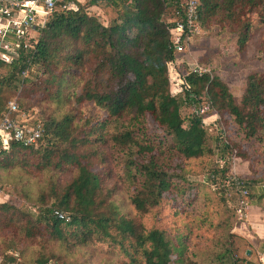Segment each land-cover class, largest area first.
I'll list each match as a JSON object with an SVG mask.
<instances>
[{"label":"trees","instance_id":"1","mask_svg":"<svg viewBox=\"0 0 264 264\" xmlns=\"http://www.w3.org/2000/svg\"><path fill=\"white\" fill-rule=\"evenodd\" d=\"M187 1L85 0L78 12L55 13L37 43L22 49L18 60L0 62L8 70L0 76V119L22 84L41 91V102L55 105L51 113L38 111L44 128L39 145L11 141L0 152V170L37 174L31 179L23 173L13 183L15 197L37 208L36 213L0 199V264H68L62 253L102 254L94 264H256L241 254L246 240L227 219L217 227L224 233L216 248L192 255L181 235L145 225L167 197L178 210L196 197L198 181L173 161L219 154L225 164L207 170L209 181L222 186L233 167L231 149L246 158L241 144L218 126L222 119L225 130L232 119L236 134L264 144L263 72L248 76L240 101L220 77L192 73L185 66L183 96L170 92L169 65H182V58L189 57L177 52L175 23L165 17L177 19V7L185 19ZM197 1L200 29L236 36L241 48L257 33L264 50V0ZM96 7L111 8L116 16L105 25L92 14ZM33 66L39 69L35 78H25L23 72ZM106 72L107 85L102 80ZM17 101L23 109L36 110ZM85 104H92L97 116L84 117ZM206 104L204 114L182 113L187 106L198 111ZM219 115L216 122L205 121ZM149 116L165 135L157 141L147 132ZM214 126L217 131L210 134ZM96 166L102 171H95ZM239 178L248 190V204L264 211V177ZM226 190H220V203L233 217L238 202H229L239 200V193L229 199ZM242 222L239 218L237 226ZM84 264L93 263L87 259Z\"/></svg>","mask_w":264,"mask_h":264},{"label":"rangeland","instance_id":"2","mask_svg":"<svg viewBox=\"0 0 264 264\" xmlns=\"http://www.w3.org/2000/svg\"><path fill=\"white\" fill-rule=\"evenodd\" d=\"M92 14L98 16L105 25H108L109 21L116 16L113 9L106 7H96L92 10ZM169 14H172V12ZM167 16L168 14L165 17L167 22H173L172 18ZM250 40L252 41L246 47L241 48L236 36L225 35L221 37L218 35L217 30L205 31L199 29L198 33L192 38L191 45L187 48L189 59L186 61L185 58H182L184 60L182 65L178 63L179 66L176 67L171 64L169 65L168 73L171 82L170 92L172 95L183 96L184 93H178L185 87H183L179 81L182 74L181 69L184 66L193 68L192 66L196 63L211 72L212 75L220 77L228 85L231 93L240 101L247 85L248 76L254 72L264 73V50H262L260 46L261 36L256 33ZM185 62L186 64L184 65ZM38 70L36 66H33L31 70L27 71L25 78L31 77L30 79L33 80ZM7 72L8 70L5 67H0V76H4ZM108 74L109 73L106 72L102 77L105 85H107L109 78ZM24 86L26 85H21L14 99H20L23 106H27L28 103L33 104V106L36 107V110H34L36 116L38 115V111L43 110L46 113H51L54 110L55 105L51 104V102H41L42 97H44L41 93H38L41 91L35 93L33 90L24 89ZM31 86H33V84H31ZM83 109L86 113L84 117L93 118V116H97L98 114V112L95 113L96 110L92 104H85ZM196 109L195 106H187L183 108L182 113L184 115L191 114L194 111L198 113ZM104 119L105 117L102 114L100 120L102 121ZM217 120H220V115L205 119L208 124L216 122ZM229 122L230 128L228 130H225L226 124L224 123V119L220 121L218 126L225 131V136H230L232 139L236 140V142H239L242 152L247 155L244 159L238 156V150L236 148L231 149L234 159L229 179L231 176L243 178L264 177V144L245 141L243 136L236 134L237 128L233 120L231 119ZM146 127L153 141H157V138H163V136H165L163 130L160 129L151 116L148 117ZM210 129V134H213L215 130L217 131L215 126ZM210 145L213 146L211 143ZM218 155L216 156L215 153L213 155L208 153L199 158L173 161L171 165L173 164V166L177 165L185 168L192 176L193 182L196 183V181H198L199 185L196 189V197L189 204L183 206L181 210L176 208L177 203L174 200L167 197V200L145 219V225L149 228L158 227L168 230L169 233L173 235L172 237H174V235H181L182 240H184L185 244L188 246L187 254L192 255L198 250L209 253L216 248L221 234L224 233L221 228L217 227L221 222L227 219L233 232L239 234L246 240V243L241 245V254L248 256L250 260H253L256 264H264V239L250 227L246 218L247 216L243 218L242 224L237 226L236 222L240 218L237 212L233 214L232 217L230 214L231 212L229 213L228 210L226 211L225 206L220 203L223 195L220 191L222 188L227 189L226 193L229 199L238 198L236 190L232 189V186L226 187L224 184L222 186L219 184L215 185L208 179L209 171L207 169L211 165L217 163L222 165L225 164V161H221ZM94 170L102 171V168L96 166ZM9 172L11 173L0 170V177H2V199L12 200L13 203L21 206L24 210L36 213L37 208L15 197L13 194V183H15L23 173L30 174L29 177L31 179H35L37 174L18 170ZM229 179L227 181H229ZM27 181L28 180L25 179V182ZM32 185L36 189L39 187L35 180L32 182ZM237 200H233L234 202L230 201V206L237 205ZM261 213L264 214L263 209H261ZM248 231L251 232L249 236L247 235ZM49 246L55 252H60L57 246L53 244H49ZM62 254L65 255L63 259L68 264H84L87 259L90 263H99L103 256L102 254V256L87 254V256L83 255L85 256L83 257L77 254L75 257H68L65 253Z\"/></svg>","mask_w":264,"mask_h":264},{"label":"built area","instance_id":"3","mask_svg":"<svg viewBox=\"0 0 264 264\" xmlns=\"http://www.w3.org/2000/svg\"><path fill=\"white\" fill-rule=\"evenodd\" d=\"M85 0H0V62L12 64L20 58L22 49L32 48L37 43L40 30L44 29L57 12H78ZM198 1L188 0L185 7V19L174 9L177 19H174L173 40L179 54L187 52L192 38L200 29L197 13ZM192 73L202 75L209 72L204 67L194 64ZM29 71V70H27ZM27 71L23 75H27ZM181 85L185 82L180 76ZM184 89L178 93H182ZM209 110L206 104L198 109L199 114ZM44 137V128L34 110L23 109L17 100L7 104L0 119V152L8 149L11 141L24 146L39 145ZM225 186L233 184L239 193L237 215L246 217L248 208V190L243 181L237 176H231ZM232 188V187H231ZM233 189V188H232ZM0 189V199L2 198ZM62 216V215H61ZM51 264V263H47Z\"/></svg>","mask_w":264,"mask_h":264},{"label":"crops","instance_id":"4","mask_svg":"<svg viewBox=\"0 0 264 264\" xmlns=\"http://www.w3.org/2000/svg\"><path fill=\"white\" fill-rule=\"evenodd\" d=\"M178 62H180V60H178ZM174 66H179V64L176 63ZM246 216L253 231H255L262 239H264V214L261 213V208L254 205H248ZM247 235H251V232L248 231Z\"/></svg>","mask_w":264,"mask_h":264},{"label":"water","instance_id":"5","mask_svg":"<svg viewBox=\"0 0 264 264\" xmlns=\"http://www.w3.org/2000/svg\"><path fill=\"white\" fill-rule=\"evenodd\" d=\"M250 253V252H249Z\"/></svg>","mask_w":264,"mask_h":264}]
</instances>
